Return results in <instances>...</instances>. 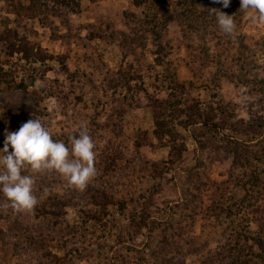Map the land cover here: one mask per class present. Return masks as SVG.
I'll return each instance as SVG.
<instances>
[{"label":"rangeland","instance_id":"rangeland-1","mask_svg":"<svg viewBox=\"0 0 264 264\" xmlns=\"http://www.w3.org/2000/svg\"><path fill=\"white\" fill-rule=\"evenodd\" d=\"M252 15L240 0H0L1 39L31 51L0 41V148L32 118L69 147L86 127L96 169L83 190L34 174L28 213L0 194V264H264V23ZM170 103L167 124L154 106Z\"/></svg>","mask_w":264,"mask_h":264},{"label":"clouds","instance_id":"clouds-1","mask_svg":"<svg viewBox=\"0 0 264 264\" xmlns=\"http://www.w3.org/2000/svg\"><path fill=\"white\" fill-rule=\"evenodd\" d=\"M228 7L230 0H214ZM240 9L253 13L252 19L264 23V0H240ZM216 22L226 35L234 32L232 16L216 11ZM70 147L54 140L40 119H30L17 131L5 135L0 148V194L17 213L31 212L37 204L33 194L34 174L55 172L69 187L83 190L95 176L94 142L86 127L69 137ZM11 149V151H9ZM29 170L32 175L23 174Z\"/></svg>","mask_w":264,"mask_h":264},{"label":"trees","instance_id":"trees-1","mask_svg":"<svg viewBox=\"0 0 264 264\" xmlns=\"http://www.w3.org/2000/svg\"><path fill=\"white\" fill-rule=\"evenodd\" d=\"M1 40H2V42L4 43V45H5V47L7 49H9V50H18L20 52H23L25 57H27V54L29 52H31L30 49H27L26 47L20 46L21 43L16 44L15 41H10L9 37H7V38L5 37L4 40H3V38L1 39V37H0V41ZM172 90L175 91V89H172ZM161 106L163 108H160V109L158 108L156 111H155V108L159 107V106H156V107L154 106V116H156V115L165 116V118H167V121H166L167 124H168V122L170 123V122H172V120H175L174 117H176V114L166 112L167 108H170V109L173 110L172 103L168 104L167 107L163 106V104ZM186 116L189 117V115H186ZM192 117H195L194 119H196V120H201L203 125H206V126H209V127H212V128L216 127L215 124L212 121H209L208 117L204 113L203 114L202 113H200V114L197 113L195 116H192ZM192 117L191 118L189 117L191 119V121H189V122L194 121L192 119ZM155 118L156 119L154 121V135L156 137L163 136L167 132V130L165 129L166 126L162 122L163 119L161 120V119H159V117H155Z\"/></svg>","mask_w":264,"mask_h":264}]
</instances>
